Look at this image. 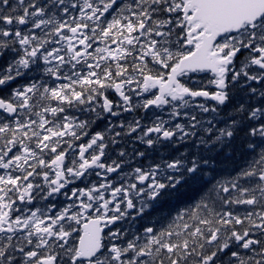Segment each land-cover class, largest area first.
<instances>
[{"label": "snow or ice", "instance_id": "obj_1", "mask_svg": "<svg viewBox=\"0 0 264 264\" xmlns=\"http://www.w3.org/2000/svg\"><path fill=\"white\" fill-rule=\"evenodd\" d=\"M0 264H264V0H0Z\"/></svg>", "mask_w": 264, "mask_h": 264}]
</instances>
